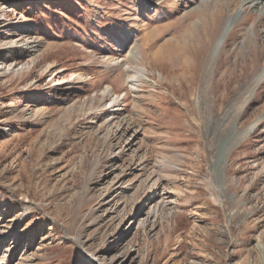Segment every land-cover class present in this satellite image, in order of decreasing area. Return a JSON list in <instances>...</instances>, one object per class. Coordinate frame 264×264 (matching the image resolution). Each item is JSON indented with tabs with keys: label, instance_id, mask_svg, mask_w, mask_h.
Instances as JSON below:
<instances>
[{
	"label": "rangeland",
	"instance_id": "374dc122",
	"mask_svg": "<svg viewBox=\"0 0 264 264\" xmlns=\"http://www.w3.org/2000/svg\"><path fill=\"white\" fill-rule=\"evenodd\" d=\"M0 264H264V7L0 0Z\"/></svg>",
	"mask_w": 264,
	"mask_h": 264
},
{
	"label": "bare ground",
	"instance_id": "6f19581e",
	"mask_svg": "<svg viewBox=\"0 0 264 264\" xmlns=\"http://www.w3.org/2000/svg\"><path fill=\"white\" fill-rule=\"evenodd\" d=\"M250 2H253L254 4H259L260 6H261V8H263L264 7V0H249ZM217 25V24H216ZM214 26V25H213ZM212 26V27H213ZM215 27V26H214ZM213 31H215L214 29H210V32H208L209 33V35H208V40L206 41V44L203 46L204 47V51L205 52H207L206 53V57H208L209 56V53L211 52V49H212V46H213V44H214V40H215V36H216V34L218 33V29H217V31L216 32H213ZM212 33V34H211ZM211 35V36H210ZM210 37V38H209ZM202 40V39H201ZM201 40H200V44H201ZM191 41H194V39L193 40H191ZM190 41V42H191ZM214 41V42H213ZM195 43V42H194ZM194 46H196V44H193ZM203 47H202V49H203ZM133 56H134V58L135 57H137V55H136V53L135 52H133ZM206 57H205V59H206ZM258 59V58H257ZM244 60V59H243ZM244 67V66H243ZM128 71L130 72V71H132V69H128ZM131 81H135V76H131Z\"/></svg>",
	"mask_w": 264,
	"mask_h": 264
}]
</instances>
